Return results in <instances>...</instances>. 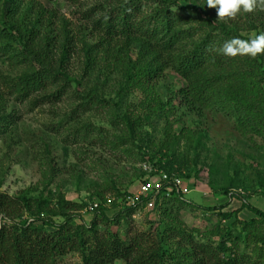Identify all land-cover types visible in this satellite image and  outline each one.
<instances>
[{"label":"trees","instance_id":"16d2710c","mask_svg":"<svg viewBox=\"0 0 264 264\" xmlns=\"http://www.w3.org/2000/svg\"><path fill=\"white\" fill-rule=\"evenodd\" d=\"M68 1L76 3L78 0ZM190 2L191 6L183 8L188 13L183 16L177 12L178 0H121L113 8L102 5L86 11L91 32L82 24L75 34L60 27L50 37L47 35L50 25L65 20L56 10L41 4L37 7L38 18L26 19L20 12L19 0H0V65L15 68L22 64L27 68L16 75L5 76L8 95L16 96L28 88L39 90L42 99L55 96L61 100V91L54 89L57 85H50V75L60 77L59 83H78L77 76L67 68L72 58L83 55L94 64L104 58L109 65L123 66L127 76H123L120 92L138 89L150 115L173 114L178 109H186L202 116L204 111L213 110L232 118L239 129L246 132L250 128L264 138V55L254 59L239 55L227 57L220 52L226 41L248 40L244 31H264V18L257 15V9L238 13L236 16L243 22L235 17L219 18L215 8L205 10L206 0ZM194 10L208 18H200L201 23H196ZM136 44L140 48L132 57L131 47ZM53 51L60 52L59 58L49 55ZM168 69L178 74L185 85L165 99L158 95V86ZM99 101L93 99L85 103L97 107ZM8 113L0 108V134L13 129L2 121ZM156 163L169 172L174 171L160 161ZM42 183L48 189L49 181ZM31 191L40 190L29 188L16 196L0 190V219L3 221L0 264H55L58 257L69 253L80 254L82 264H264V236L254 240L252 253L240 244L245 238L243 231L249 229L250 237L256 235L251 232L253 225L264 220V211L248 202L243 203L242 209H249L260 220H240L243 229L235 236L231 230H226L227 237L219 242L207 236L204 242L198 241L180 223L177 225L178 219L165 203L176 198L186 204L178 196L164 198L165 206H160L166 219H162L165 224H159L167 225L166 230L162 231L159 225L150 232L130 227L124 239L111 228V224L120 223L119 219L113 222V218L103 213L104 230L99 229L98 217L90 224L82 222L74 226L71 219L78 209L76 202L63 195L54 202L43 190L38 196L30 194ZM124 194L119 193L117 197ZM52 208L55 210L51 211ZM97 210L102 213L104 207L101 205ZM57 212L66 220L59 223L52 220L50 216ZM122 213L133 219L131 207L120 210L118 215ZM222 216L228 218L232 214ZM47 225H54V230H47Z\"/></svg>","mask_w":264,"mask_h":264},{"label":"rangeland","instance_id":"374dc122","mask_svg":"<svg viewBox=\"0 0 264 264\" xmlns=\"http://www.w3.org/2000/svg\"><path fill=\"white\" fill-rule=\"evenodd\" d=\"M19 1L20 12L26 19L38 18L37 7L41 4L65 18L50 25L47 35L52 37V32L60 27L75 34L82 24L91 32L86 11L102 5L113 8L121 0ZM178 2L177 12L187 15L183 8L192 5L190 0ZM256 9L257 15L264 18V5L258 4ZM205 10L209 8L205 6ZM205 17L194 10L196 23H201L200 18ZM235 19L244 21L237 16ZM261 33L264 31L243 32L249 37L247 39ZM139 48L138 44L131 47L132 57ZM59 54V51H53L49 55L59 58ZM67 68L77 76L80 84L59 83L60 77L50 75V85L55 83L54 89L62 93L60 100L55 96L42 99L39 90L28 88L16 96L8 95L5 76L16 75L27 68L22 64L15 68L0 65L3 71L0 108L9 112L2 121L13 128L11 132L0 134L1 191L16 196L37 187L54 202L63 195L78 204L74 219H71L74 226L82 222L90 224L98 217L101 220L99 229L104 230L106 225L101 219L104 213L113 218V222L119 219L120 223L111 224V228L126 239L130 227L135 231L150 232L159 225L162 231L166 230L167 225L159 224H165L162 219L166 217L160 206L166 199L158 201L157 209L144 210L136 219L124 216L125 213L118 215L124 208L115 201L106 203L105 199L135 190L145 176L142 162L157 164L160 161L193 182L195 190L182 198L186 204L171 198L165 205L178 219L177 225L180 223L188 233H193L196 240L204 242L207 240L204 236H207L219 242L227 237L226 230H231L235 236L243 229L240 220H260L249 209H242L243 203L248 202L264 211V138L260 133L250 128L245 132L232 118L213 110L204 111L202 116L186 109L152 116L147 106H143V95L138 89L120 92L125 80L123 76H127L123 66L109 65L104 58L94 64L85 56L77 55ZM184 85L185 81L168 69L159 81L158 95L168 99L173 91ZM262 90L264 93V84ZM92 98L100 100L97 107L85 103ZM258 106L262 104L258 103ZM42 181H49L48 189ZM40 191L29 193L38 196ZM102 195V213L89 211L88 202L97 196L102 198ZM224 213L232 216L226 218L222 216ZM50 218L56 223L66 220L58 212ZM53 226L46 228L53 231ZM251 232L256 235L250 237L249 229L243 231L245 238L240 244L252 253L256 245L254 240L264 236V220L254 224ZM55 264H82V257L78 253H69L58 257Z\"/></svg>","mask_w":264,"mask_h":264},{"label":"built area","instance_id":"2783aa9c","mask_svg":"<svg viewBox=\"0 0 264 264\" xmlns=\"http://www.w3.org/2000/svg\"><path fill=\"white\" fill-rule=\"evenodd\" d=\"M141 168L145 176L135 190L126 191L120 197L111 196L105 199L106 203L115 201L120 208L131 207L133 219L138 218L144 210H154L158 200L172 196L182 199L195 190L192 180L178 172H169L149 161L142 162ZM102 204L103 200L96 197L88 202L87 209L94 212ZM1 224L3 221L0 219V226Z\"/></svg>","mask_w":264,"mask_h":264},{"label":"clouds","instance_id":"9594fccd","mask_svg":"<svg viewBox=\"0 0 264 264\" xmlns=\"http://www.w3.org/2000/svg\"><path fill=\"white\" fill-rule=\"evenodd\" d=\"M258 4L264 5V0H206V6L208 8H215L216 15L219 18H234L241 11L251 13L256 9ZM220 52L227 57L239 55L255 58L258 55L264 54V33L248 40L233 38L226 41L222 45Z\"/></svg>","mask_w":264,"mask_h":264}]
</instances>
